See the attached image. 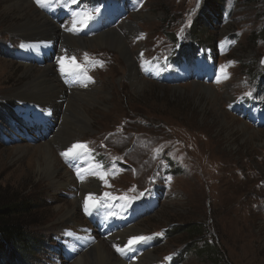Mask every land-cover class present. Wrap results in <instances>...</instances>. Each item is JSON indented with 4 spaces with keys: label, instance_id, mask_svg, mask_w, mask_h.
<instances>
[{
    "label": "rangeland",
    "instance_id": "obj_1",
    "mask_svg": "<svg viewBox=\"0 0 264 264\" xmlns=\"http://www.w3.org/2000/svg\"><path fill=\"white\" fill-rule=\"evenodd\" d=\"M30 1L53 23L68 27L70 35H77L74 23L80 15L88 24L105 9L99 1L88 14L73 0L67 6L72 13L59 20L54 4L66 0ZM113 1L118 9L105 14L98 27L103 31L95 34L86 26L77 37L89 40L133 24L137 31L128 35V44L136 48L134 58L145 83H131L120 53L105 47H86L56 65L64 88L65 77L70 80L61 69L79 63L83 70L74 82L81 77L86 83L73 84L68 91L92 88L95 83L103 86L97 100L83 104L89 126L71 139L77 144L68 143V151L59 153L79 185L94 176L102 179L100 193L94 191L88 201L76 205L78 188L56 187L38 172L44 139L51 135L57 116L39 114L42 119L31 122L37 115H26L22 109L39 107L21 101L18 94L58 50L47 58L48 49L11 35L14 26L32 17L29 13L20 17L8 0H0V202L27 199L31 203L34 210L24 229L41 245L25 253V263L9 264H74L98 240L122 231L109 226L99 231L98 216L104 206L117 197L140 205L156 196V206L134 220L130 217L125 227L135 225L143 235L125 245L109 246L127 264L148 251L157 264H264V42L256 38L264 28V0H224L221 13L214 12L218 0ZM210 10L213 20H206ZM179 48L183 49L175 59L188 61L196 70L187 74L186 69L181 72L167 63L177 73L173 80L147 76L146 66L152 69L157 59H171ZM31 51L44 58L42 65L32 60L39 61ZM192 55L197 56L198 70ZM26 66H33L35 72L28 74ZM205 86L220 98L212 99ZM257 99L259 108L254 106ZM253 131L259 134L251 139ZM82 145L91 154L83 152ZM75 151L80 153L66 155ZM72 210L78 213L77 221L85 223L82 231L90 238H79L81 227L64 219ZM116 211L124 213L126 208ZM129 212L136 215L140 209L135 206ZM34 222L39 225L31 227ZM186 224L202 225L206 236L190 240L175 231ZM206 241L219 244L224 262L194 252Z\"/></svg>",
    "mask_w": 264,
    "mask_h": 264
},
{
    "label": "bare ground",
    "instance_id": "obj_2",
    "mask_svg": "<svg viewBox=\"0 0 264 264\" xmlns=\"http://www.w3.org/2000/svg\"><path fill=\"white\" fill-rule=\"evenodd\" d=\"M7 3L19 10L20 17H24L26 13H29L32 17L14 26L10 30L11 35H21L26 43L37 45L40 50L48 49L44 53L47 58H49V54L58 50L55 59L48 62L37 72H35L33 66H26L27 73L32 74L35 72V75L30 82L21 88L22 91L18 94L22 96L20 98L21 101H28L39 107L41 111L40 116H57V124L54 125L52 130H49L51 135L44 139V141L47 140L42 145L43 162L42 160H38V172L42 178H46L47 181L56 187L62 188L68 185L72 189H79V197L75 200V204L78 205L81 201H88L94 191L100 193L101 183L99 181L102 180L101 176H94L79 185L73 179V174L59 159V153L64 154L67 152L68 143H74L71 139L78 137L76 132H80V130L89 126L87 113L83 104L97 100L96 97L99 92L102 93L103 86L100 87L99 84L95 83L92 88H77L68 91L60 82L56 65L62 64V61H66L67 58L72 57L70 54L78 53L86 47H105L120 53L119 55L122 56L127 66V70L125 68L124 70L127 73L128 80L133 84L141 85L145 83V78L140 73L138 64L134 58L136 48L133 49L128 44V35H131L137 29L133 24L128 23L122 25L121 29L119 28L120 30H106L104 33L98 34L88 40V37L70 35L68 27L62 29L61 26L53 23L49 17L38 11L30 0H8ZM74 28L76 29L77 27L74 26ZM82 82L86 83L85 80H82ZM204 90L215 101L220 98L218 93H215L211 87L205 86ZM226 96L230 97L227 94ZM244 128L250 130L247 125H244ZM257 134H259V131H253V135L250 138L254 139ZM56 149H59L58 152H56ZM22 150L25 151L24 149ZM73 211L66 212L64 219L68 220L71 225L81 227L79 238H90L87 231H82L85 230V223L78 222V213ZM92 230L94 231L95 229ZM141 235H143V232L133 225L112 235L105 241L98 240L87 251L81 252L75 259L74 264H127L111 252L109 246H116L122 243L125 245L133 237ZM133 262V264L158 263L152 251L144 253Z\"/></svg>",
    "mask_w": 264,
    "mask_h": 264
},
{
    "label": "trees",
    "instance_id": "obj_3",
    "mask_svg": "<svg viewBox=\"0 0 264 264\" xmlns=\"http://www.w3.org/2000/svg\"><path fill=\"white\" fill-rule=\"evenodd\" d=\"M216 1L217 0H214V3H216ZM250 1L254 2L257 0ZM216 5L217 9L214 10V12L221 13L220 11H222L224 0H218ZM210 12L212 11L210 10ZM205 15L204 17L206 20L209 18L213 20L211 17L213 16V12L212 14L209 13ZM195 32L192 35L196 38ZM256 38L264 42V28ZM195 50L197 51L196 48ZM33 210L31 203L27 199H20L15 202H0V264H9L13 261L25 263V253L28 252L29 249L37 250V248H40L41 245L37 242L35 236L28 234L25 232L26 229H24V222L32 215ZM37 225H39V222H34L31 224V227ZM175 231L179 233L184 232L190 240L195 238L203 239L207 234L205 228L199 224H186L181 228L175 229ZM194 252L201 254V256H207L213 260L219 258L222 262H224L226 258V255H223L220 250L219 244H209L208 241H206L201 248L195 247ZM12 256L13 258H11Z\"/></svg>",
    "mask_w": 264,
    "mask_h": 264
},
{
    "label": "water",
    "instance_id": "obj_4",
    "mask_svg": "<svg viewBox=\"0 0 264 264\" xmlns=\"http://www.w3.org/2000/svg\"><path fill=\"white\" fill-rule=\"evenodd\" d=\"M83 36H85V35H83Z\"/></svg>",
    "mask_w": 264,
    "mask_h": 264
},
{
    "label": "flooded vegetation",
    "instance_id": "obj_5",
    "mask_svg": "<svg viewBox=\"0 0 264 264\" xmlns=\"http://www.w3.org/2000/svg\"><path fill=\"white\" fill-rule=\"evenodd\" d=\"M21 51V50H20Z\"/></svg>",
    "mask_w": 264,
    "mask_h": 264
}]
</instances>
